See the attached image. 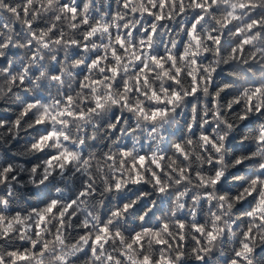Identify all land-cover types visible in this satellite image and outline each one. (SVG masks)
Wrapping results in <instances>:
<instances>
[{
  "label": "snow or ice",
  "instance_id": "6c2138e0",
  "mask_svg": "<svg viewBox=\"0 0 264 264\" xmlns=\"http://www.w3.org/2000/svg\"><path fill=\"white\" fill-rule=\"evenodd\" d=\"M0 108V264H264V0H0Z\"/></svg>",
  "mask_w": 264,
  "mask_h": 264
},
{
  "label": "trees",
  "instance_id": "16d2710c",
  "mask_svg": "<svg viewBox=\"0 0 264 264\" xmlns=\"http://www.w3.org/2000/svg\"><path fill=\"white\" fill-rule=\"evenodd\" d=\"M109 2H110V0H109ZM0 113H2L4 115H12V113L5 112L3 108H0ZM233 146L235 147V142H234ZM19 147L21 149L23 148V140H21V144L19 145ZM12 150L16 151L17 148L13 147ZM22 195L25 197L26 202L21 203L20 206L26 207V206H28V204L38 203L39 200L42 198V191L40 189H35V188H32L31 186H29L28 188L23 190ZM162 207H164V206L162 205ZM159 215H160V213L158 212L157 216L159 217ZM154 222L155 221H153V223ZM261 256H264V253H261Z\"/></svg>",
  "mask_w": 264,
  "mask_h": 264
}]
</instances>
